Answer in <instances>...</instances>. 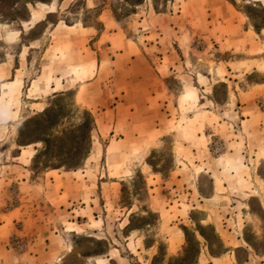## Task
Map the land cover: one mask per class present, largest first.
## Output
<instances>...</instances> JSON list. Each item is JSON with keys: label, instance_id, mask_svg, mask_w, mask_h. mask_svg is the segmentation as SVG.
I'll return each instance as SVG.
<instances>
[{"label": "rangeland", "instance_id": "1", "mask_svg": "<svg viewBox=\"0 0 264 264\" xmlns=\"http://www.w3.org/2000/svg\"><path fill=\"white\" fill-rule=\"evenodd\" d=\"M0 264H264V0H0Z\"/></svg>", "mask_w": 264, "mask_h": 264}, {"label": "crops", "instance_id": "2", "mask_svg": "<svg viewBox=\"0 0 264 264\" xmlns=\"http://www.w3.org/2000/svg\"><path fill=\"white\" fill-rule=\"evenodd\" d=\"M164 15H166V14H164ZM167 16V15H166ZM159 20H160V18H159ZM170 26V25H169ZM70 27H72V26H70ZM69 27V28H70ZM155 29H156V31H158V35L159 36H161V34H163L164 35V42H165V47H167V52H170V45H171V43L169 42V44L167 45V43H166V41H165V36L167 35V33H166V31L165 30H163V31H160L159 30V28L158 27H156V25H154V27L152 28V31H155ZM175 31V32H177V30H175V27H172V31ZM147 31H149V29H147ZM151 31V30H150ZM103 34V33H102ZM101 34V35H102ZM174 36H176L175 35V33H174ZM160 38V37H159ZM178 38V37H177ZM173 41V40H172ZM175 42V41H174ZM124 43H125V48H132V47H136L137 49H138V51H136V52H133V53H131L130 54V56H132V58H131V61L132 62H134L133 64H135L136 62H138V63H140L141 65H140V69L141 70H130L131 71V75H136L133 79H135L136 81H139V82H137V86L135 87V91H132L135 95H139V96H141L142 95V97H151V99H150V101H154V95H153V89H148V87H144L143 86V81H142V79H143V77H144V75H150V76H154V75H156V72H155V68H153V66H149L148 64V62H147V60H146V58H144V54H143V50H141V47H139V46H137L136 44H135V42H133V41H128V39H126L125 41H124ZM152 47V48H154V47H157V48H160L161 47V44H160V40H158V39H155L154 40V43L153 44H150L149 43V46H148V48L149 47ZM125 50V49H124ZM125 52V51H124ZM124 52H120L119 53V55H124ZM97 54V53H96ZM96 58H97V56H96ZM97 60V59H96ZM147 63V64H146ZM97 64V63H96ZM133 64L131 65V66H133ZM155 69V70H154ZM124 75H127L128 73H126V72H124L123 73ZM123 74H121V73H119V75H123ZM89 78H92V77H89ZM91 80V79H90ZM94 83H95V81L94 80H92V81H89V82H87L86 83V85H85V89H83V90H85L86 92H87V94H92V93H90L91 91H90V89L94 86ZM106 87H109V86H106ZM150 90V91H149ZM256 92H260L259 90L258 91H256ZM112 93H113V95H112ZM127 93H129L130 94V91H127ZM109 95H112L114 98H115V96H119V94H121V92L117 89V88H113L112 89V91H109V93H108ZM87 99H88V101L87 100H85V99H83V102L84 103H86V105L87 106H89V108H91V110H92V108L94 107V109H96L97 111L99 110L101 113H104V114H107V113H109V112H111L110 110H112V112L113 111H116V114H115V116L114 117H112L111 118V122H106V124H108L109 125V123H110V128L108 129V134H110L112 131H115V128L116 127H118L119 125V123L123 120V124L124 125H121V130L122 131H124V132H122L121 131V133H123V135L122 136H120L119 135V137H115V138H113V140L111 141V143L110 144H112V145H110V147L111 146H114V145H118L119 143L121 144L122 142H124V141H126V140H128L129 138L127 137V136H129V135H127V133L128 132H130V131H132V128H131V125L133 124V122H128L126 119L124 120V119H119V115H118V112H119V105H114V104H111V105H109V104H105V105H102L101 106V108H96V106H97V104H98V101L100 100L99 98H95V99H93V101L91 102V95L90 96H88L87 95V97H86ZM87 102H89V104L87 103ZM141 103H143V99H142V101H141ZM137 104L136 105V107H134L133 108V111H132V114L133 113H137L139 110H141V109H145V108H147V104H145V103H143V104ZM94 106H93V105ZM112 106V107H111ZM97 125H96V127L98 128L97 130H98V132H99V134H100V136H102L101 134L103 133L102 132V125H104L103 124V121H104V119H103V117L101 118V121L100 120H98V118H97ZM141 126V125H140ZM129 128H131V129H129ZM102 132V133H101ZM135 133H137V132H133L131 135H133L134 136V134ZM99 134H98V136H99ZM113 135V134H112ZM130 135V136H131ZM137 135V134H136ZM138 136V135H137ZM107 156H108V158H116V162H118L120 159H122V155L120 154V151H115V152H110V150H107L106 151V156H105V159H106V161H107ZM117 165H118V163H117ZM121 165V164H120ZM119 165V166H120ZM112 168L113 167H111V169H109V176H113V177H117V178H120V176L121 175H124V173H122L121 172V170H122V167H120L121 169L119 170L118 169V173L117 174H111L110 173V171L112 170ZM120 179H122V178H120ZM85 188H87V190H89L90 191V196H89V201H91V202H94V200L93 199H91L90 197H92V196H94V193H95V187H96V185L92 182V183H86L85 184ZM89 205H91L90 203H89Z\"/></svg>", "mask_w": 264, "mask_h": 264}, {"label": "trees", "instance_id": "3", "mask_svg": "<svg viewBox=\"0 0 264 264\" xmlns=\"http://www.w3.org/2000/svg\"><path fill=\"white\" fill-rule=\"evenodd\" d=\"M123 1H124V0H123ZM41 116L44 118V117H45V114H42ZM203 237H205V236L203 235Z\"/></svg>", "mask_w": 264, "mask_h": 264}]
</instances>
